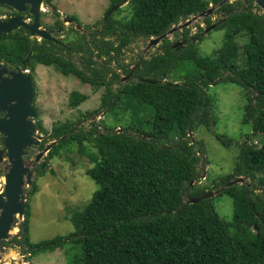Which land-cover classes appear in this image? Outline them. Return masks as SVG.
<instances>
[{
  "label": "trees",
  "instance_id": "16d2710c",
  "mask_svg": "<svg viewBox=\"0 0 264 264\" xmlns=\"http://www.w3.org/2000/svg\"><path fill=\"white\" fill-rule=\"evenodd\" d=\"M111 1L114 6L121 0ZM222 1L131 0L129 17L114 18L120 8L88 33L72 28L66 32L67 45L49 40L39 43L23 29L0 34V62L29 69L33 82L37 64H43L74 75L83 84L104 87L101 107L115 121H103L104 131L95 123L88 130L78 128V122L57 123L50 133L37 121L39 131L58 141L47 160L76 148L92 164L87 175L99 188L82 210L69 216L73 233L40 243L30 241L28 201L19 235L4 241L2 247L17 245L33 258L64 249L67 243L77 244L82 251L73 264H264V196L257 193L264 191V141L260 147L253 143L257 136L264 138V15L252 14L254 0L238 3H245L247 11L232 13L236 5L230 2L218 9L228 16L217 27L226 29V34L222 47L212 54L199 52L202 37L197 43L187 40L188 46L176 49L164 39L162 62L153 66L152 58L142 60L135 70L137 80L121 81L116 91L113 86L130 67L119 64L122 71L118 74V69L113 71L101 62L118 60L137 39L161 36L210 4ZM45 3L52 5L51 0ZM59 16L54 9L52 28L60 26ZM204 22L211 25V17ZM246 34L248 39L239 47L236 38ZM75 56L84 69L77 66ZM216 82L248 89L243 123L251 126V133L241 145L231 173L209 178L212 187H195L191 182L199 179L203 157L207 164L210 162L203 141L193 139L189 130L194 133L204 127L223 146L233 144L226 135L213 130V99L207 88ZM87 99L75 91L70 106L77 108ZM45 169L39 165L36 173L43 176ZM237 177H246L251 183L220 192L232 200L231 221L216 211L213 197L187 202L189 197L219 190ZM37 191L34 181L30 196ZM67 264L71 263L67 260Z\"/></svg>",
  "mask_w": 264,
  "mask_h": 264
},
{
  "label": "rangeland",
  "instance_id": "374dc122",
  "mask_svg": "<svg viewBox=\"0 0 264 264\" xmlns=\"http://www.w3.org/2000/svg\"><path fill=\"white\" fill-rule=\"evenodd\" d=\"M51 1L52 5H49L50 11L47 12L42 20L43 28L51 27L54 24V9H56L61 20L64 17L76 16L80 20L82 29L86 32L93 27L94 29L98 28V23L111 4V0ZM130 2L131 0L119 12L114 13V18L119 20L129 17L131 15ZM242 8L244 7L240 5L239 9ZM13 12V10L10 12L4 10L0 12V16L3 17L2 15L5 14L4 16L7 17ZM209 17L215 20L219 18V14L214 11ZM204 18H198L186 27L190 35H194L195 32L199 31V27L205 26ZM183 23L185 21L180 22V24ZM60 26L62 25L60 24ZM72 26V24L66 23L63 33L71 31ZM63 33L59 34L58 37L63 38ZM181 34V31L174 32L167 39L170 43H176L179 41L178 39ZM225 34L226 29H221V31L212 30L207 35L205 34L206 36L204 35L202 41L199 42V52L202 55H209L219 50L223 45ZM236 39L238 45L241 46L246 37L238 36ZM148 43V39H137L118 60L112 62V68L119 69V64L135 67L141 57H143V60H150L152 58L153 66H158L164 57L162 42L145 51ZM243 58L244 54L240 50V63H242ZM73 60L79 68L84 69V64L79 59V56H75ZM34 80V105L38 115L35 120L36 122L40 121L48 133L51 132L52 127L57 123L78 122L77 127L83 130H88L95 123L96 125H100L101 131H104L103 121L110 124L115 122L110 116L106 115L105 108L101 107V100L103 95L106 94L104 87L90 88L88 85L83 86L77 78L66 77L55 68L42 65L37 67ZM133 80H137V78L134 77ZM172 80L174 79H170L169 81ZM179 81L182 83L183 80ZM120 87L121 80L113 86V90L115 89L114 91H116ZM75 91L87 95L89 99L77 108H72L70 106V96ZM207 92L211 94L213 99L211 115L212 123H215L213 130L226 135L233 141V144L230 148L223 146L204 127H200L199 131L191 133L193 139L203 141L206 148L205 156L210 162V164H207L203 157V163L198 167L199 179L192 184L195 187L205 185L212 187L213 184L209 178L231 173L241 145L247 141V135L251 133V126L243 123L248 89L231 82H222L220 84L216 82L207 88ZM93 111L97 112L89 116L88 114ZM38 134L44 137L43 141H46V144L52 142L41 131H38ZM263 141V137L257 136L254 138L253 143L255 146L260 147ZM38 150H41L40 147L32 149L30 156L32 157ZM25 161L28 165H31L33 162L30 157H26ZM43 162H47V165L44 167L46 168V174L39 176L36 172L34 173L33 180L38 185V191L29 199L31 209L29 237L32 243H40L53 239L56 236H65L73 233L75 228L70 222L69 216L73 211L82 210L91 200L93 193L99 188L87 175V170L92 164L76 148L73 151L63 150L60 156L50 160H47L46 156L40 163L42 164ZM206 178L208 179L206 180ZM1 180L0 185L2 183ZM246 183L250 184L251 181L247 179ZM28 190L26 188V191ZM221 193L212 198L213 204L216 211L225 220L231 221L233 216L232 200ZM257 193L264 196V191L258 190ZM22 221L23 219H17L15 223L17 229L12 234V238L18 236L20 233L18 225ZM81 251L80 245L67 243L64 249H58L51 253H39L33 258H29L28 255H24L21 252L18 246L9 244L1 248L3 258L0 264H67V260L73 264L74 260H77V257L81 254Z\"/></svg>",
  "mask_w": 264,
  "mask_h": 264
},
{
  "label": "water",
  "instance_id": "95a60500",
  "mask_svg": "<svg viewBox=\"0 0 264 264\" xmlns=\"http://www.w3.org/2000/svg\"><path fill=\"white\" fill-rule=\"evenodd\" d=\"M129 1L122 0L109 11L108 15ZM229 1L223 0L217 6L210 7L200 14L192 16L185 23L173 26L163 35L151 38L145 51L154 45L160 44L178 29L189 26L198 18L209 17L215 9L222 7ZM254 2L264 11V0H254ZM43 3L44 0H0V6L7 5L15 9L18 14L28 12L34 18L32 23H27L24 15L20 14L9 18H0V34H8L23 28L31 36L50 39L49 32L45 29H40L39 16ZM64 22L74 23L68 17L64 18ZM218 24L216 23L206 28L205 34L213 30ZM76 29H80L78 25H76ZM141 60L142 58L138 60V64L132 68L130 74L122 78V80L132 76L135 68L139 67ZM34 99L35 85L31 78L22 70L18 68L11 69L0 62V166L3 165V176L1 178L4 179L3 183H1L2 190L0 191V262L3 258L1 254L2 243L12 238V232L17 229L15 226L17 219L24 218L30 189L34 183L35 168L58 143L55 140L45 144L43 149L38 150L32 157L30 156V151L41 147L44 140V137L38 134ZM189 132L191 133L190 130ZM26 157H30L33 160L31 165H28L25 161ZM46 165L47 162L42 163V167ZM246 180V177H237L219 190L197 197H189L187 202L193 204L206 198H212L233 185L245 183ZM193 182L191 183L193 184ZM26 188L29 190L26 191Z\"/></svg>",
  "mask_w": 264,
  "mask_h": 264
},
{
  "label": "clouds",
  "instance_id": "9594fccd",
  "mask_svg": "<svg viewBox=\"0 0 264 264\" xmlns=\"http://www.w3.org/2000/svg\"><path fill=\"white\" fill-rule=\"evenodd\" d=\"M45 1L46 0H44V3H43V5L41 6V10H40V16H39V19H40V24H41V28L40 29H45V30H47L48 32H49V34H50V39H43L42 37H38V36H31L30 35V33L28 32V31H26L25 29H23V28H20V29H23V30H25L26 32H28V34L30 35V39L31 40H37L39 43H41L43 40H49V41H52V42H54V43H56V44H62V45H65L66 43H68L69 41H67L66 40V37H67V34L66 33H63V28H65V25H66V23H69V24H72L73 26H72V28H74V29H76V25H78L79 26V28L80 29H76V30H79V31H82L83 33H88V32H86L84 29H82V27L80 26L81 25V23L80 22H78V21H76L72 16L71 17H68V18H71L73 21H74V23H70V22H64V18H66V17H64L63 18V20H61L60 18V21H61V25L62 26H59L58 28H52L53 27V25L51 26V27H47V28H43V25H42V20H43V18H44V16L47 14V12L48 11H50L49 10V7H48V5H46V3H45ZM122 1V0H121ZM120 1V2H121ZM119 2V3H120ZM230 2V1H229ZM229 2H227V3H229ZM111 3H112V1H111ZM119 3H117L116 5H118ZM129 2H127V3H125V4H128ZM231 3V2H230ZM255 3V2H254ZM124 4V5H125ZM123 5V6H124ZM210 5H212V4H210ZM218 5V4H217ZM217 5H214V6H209V8L210 7H215V6H217ZM3 6H6V7H9V6H7V5H3ZM122 6V7H123ZM110 7H111V4H110ZM122 7H120V8H122ZM10 9H11V7H9ZM120 8H118V9H116V11L117 10H120ZM208 8V9H209ZM221 8V7H220ZM220 8H218V9H220ZM13 9V8H12ZM218 9H215L214 11H216V10H218ZM261 9V8H260ZM207 10V9H206ZM13 11H15V9L13 10ZM213 11V12H214ZM263 11V10H262ZM0 12H1V10H0ZM212 12V13H213ZM216 12H218V11H216ZM264 12V11H263ZM16 13L18 14V12L16 11ZM20 14V13H19ZM18 14V15H19ZM42 14H45L43 17H42ZM5 15V14H4ZM4 15H2L3 17H1L0 16V18H9V16H4ZM20 15H24V17H25V21L27 22V23H32L33 22V16H31L28 12H25V13H21ZM212 15V14H211ZM17 16V15H16ZM194 16H196V15H194ZM10 17H12V16H10ZM191 18V17H190ZM190 18H188L187 20H189ZM205 18H207V17H205ZM204 18V19H205ZM186 20V21H187ZM80 21V20H79ZM185 21V22H186ZM225 21V19H223V20H221V21H219V22H217V23H219L218 25H221L223 22ZM55 22V21H54ZM78 22V23H77ZM180 24V23H179ZM179 24H177V25H174V26H178ZM216 24V23H215ZM217 25V26H218ZM211 26V25H210ZM173 27V26H172ZM171 27V28H172ZM20 29H18V30H20ZM18 30H16V31H18ZM13 32H15V31H13ZM61 33H63L62 34V36H63V38L62 37H58V35L59 34H61ZM5 34V33H4ZM207 34V33H206ZM163 35V34H162ZM158 37V36H157ZM151 38H153V37H151ZM151 38H149L148 40H150ZM55 39V40H54ZM224 42V41H223ZM67 45V44H66ZM64 55H67V52H64L63 53ZM141 62V61H140ZM3 63V62H2ZM5 64V63H4ZM5 65H7V64H5ZM39 65H42V66H46V65H43V64H37V67L39 66ZM140 65V64H139ZM8 67H10L11 69H15V68H18V69H20V70H22L25 74H27L28 76H29V74H30V70L29 69H23V68H21V67H15V68H12L11 66H9V65H7ZM46 67H51V66H46ZM52 68H55V67H52ZM138 68V67H137ZM136 68V69H137ZM56 69V68H55ZM135 69V70H136ZM36 70H37V68H36ZM35 70V71H36ZM57 70V69H56ZM60 73H62L60 70H58ZM64 76H66V77H74V78H77L76 76H74V75H65L64 73H62ZM30 77V76H29ZM124 77H126V75H123L122 74V78H124ZM134 77H136L137 78V76H134ZM133 74H132V76H130L129 78H127L126 80H121L122 82H127V81H129V80H133ZM78 79V78H77ZM144 80V78H140V80ZM79 80V79H78ZM33 82V81H32ZM81 82V81H80ZM33 84L35 85V80H34V82H33ZM81 84L83 85V86H89L90 88L92 87L91 85H89V84H83L82 82H81ZM79 92V91H78ZM85 95V94H84ZM88 99H89V97H88ZM87 99V100H88ZM35 100V99H34ZM86 100V101H87ZM34 104H35V101H34ZM35 106V105H34ZM36 108V107H35ZM36 112H37V110H36ZM37 117H38V115H37ZM36 121V120H35ZM37 123V122H36ZM38 127V126H37ZM39 131V130H38ZM192 133V132H191ZM55 141V140H54ZM44 142V141H43ZM43 142H42V144H43ZM42 146V145H41ZM45 146V145H44ZM44 148V147H43ZM42 148V149H43ZM40 149H41V147H40ZM48 156V155H47ZM33 163V162H32ZM39 165H41L42 166V164L41 163H39L38 164V166ZM37 166V167H38ZM1 167H2V165H1ZM36 167V168H37ZM36 168H35V172H36ZM2 169H3V167H2ZM2 177V176H1ZM0 177V178H1ZM246 183V182H245ZM30 197L31 196H29V199H30ZM29 199H28V201H29ZM17 222V221H16ZM19 231H20V229H19ZM19 235V234H18ZM17 246V245H16ZM19 247V246H18ZM20 248V247H19ZM24 255H26V254H24Z\"/></svg>",
  "mask_w": 264,
  "mask_h": 264
},
{
  "label": "flooded vegetation",
  "instance_id": "af4514ba",
  "mask_svg": "<svg viewBox=\"0 0 264 264\" xmlns=\"http://www.w3.org/2000/svg\"><path fill=\"white\" fill-rule=\"evenodd\" d=\"M242 1V0H241ZM230 2L232 3V4H235L236 5V7H235V9L232 11V13H235V12H241V11H247V5L245 4V3H240V5H241V7H244V8H242V9H239V2H240V0L238 1V0H235V1H231L230 0ZM254 4V9L253 10H251V12H253L252 14L253 15H257V16H261V15H264V12L255 4V3H253ZM116 5H114V6H109V9L107 10V12L105 13V15L103 16V18L100 20V22L101 21H103V22H105L106 20H107V18L112 14V13H114L116 10H113V12H111L109 15H108V13H109V11L111 10V9H113L114 7H115ZM0 10L1 11H11V10H14V9H12L11 8V10H10V8L9 7H6V6H0ZM254 10H257V11H254ZM216 11H218V10H216ZM14 12H15V14H14ZM12 14H10V15H8L9 17L10 16H16V15H18L17 13H16V10L14 11ZM218 14H219V18L218 19H212V17H211V20H212V24L211 25H213V24H215V23H217V22H219V21H221V20H223V19H227V15L225 14V12L224 11H219V12H217ZM213 14V13H212ZM205 23V22H204ZM208 27H210V25H207L206 23H205V26L204 27H202V28H200L199 29V31H197V32H195V34L194 35H190L189 34V30L185 27V28H182V29H178L177 31H181L182 32V34L180 35V37H179V41L178 42H176V43H171V45H170V47L172 48V49H176V48H178V47H185V46H188V43H187V40H191L192 42H198L199 41V39H200V37H203L204 36V34H205V29L206 28H208ZM217 27L218 26H216L213 30H215V31H221V30H218L217 29ZM202 29V30H201ZM177 31H175V32H177ZM212 31V30H211ZM210 32V31H209ZM209 32H207V34L209 33ZM206 34V35H207ZM205 35V36H206ZM245 37H246V39H248V35L246 34V35H244ZM243 36V37H244ZM185 37H187V38H185ZM180 43V44H179ZM175 45V46H174ZM241 45V44H240ZM147 47V46H146ZM239 47H241V46H239ZM126 50H128V49H124V52L126 51ZM142 58V60H143V57H141ZM141 60V61H142ZM114 60H112L111 62L110 61H108L107 59H104L103 61H101V62H103L104 64H106V65H108V66H110L111 67V69L113 70V71H116V69H114V68H112V62H113ZM109 63V64H108ZM141 63V62H140ZM140 66V65H139ZM126 67H130V71H129V73L128 74H125L126 76H128L129 74H130V72H131V70H132V68L133 67H131V65H128V66H126ZM121 71H122V69L121 68H119L116 72L118 73V74H121ZM134 76H136L135 75V71H134V73H133V77ZM120 80H122V77H121V79Z\"/></svg>",
  "mask_w": 264,
  "mask_h": 264
},
{
  "label": "bare ground",
  "instance_id": "6f19581e",
  "mask_svg": "<svg viewBox=\"0 0 264 264\" xmlns=\"http://www.w3.org/2000/svg\"><path fill=\"white\" fill-rule=\"evenodd\" d=\"M0 179H2V178H0ZM2 181V183H3V181H4V179H2L1 180ZM2 190V185H0V191ZM16 232V229L12 232V233H15Z\"/></svg>",
  "mask_w": 264,
  "mask_h": 264
}]
</instances>
